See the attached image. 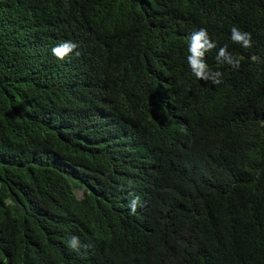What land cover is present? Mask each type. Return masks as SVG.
<instances>
[{
	"label": "trees",
	"instance_id": "trees-1",
	"mask_svg": "<svg viewBox=\"0 0 264 264\" xmlns=\"http://www.w3.org/2000/svg\"><path fill=\"white\" fill-rule=\"evenodd\" d=\"M0 264H264V0H0Z\"/></svg>",
	"mask_w": 264,
	"mask_h": 264
},
{
	"label": "clouds",
	"instance_id": "clouds-1",
	"mask_svg": "<svg viewBox=\"0 0 264 264\" xmlns=\"http://www.w3.org/2000/svg\"><path fill=\"white\" fill-rule=\"evenodd\" d=\"M232 39L236 42H242L243 46L245 48L251 47V37L249 34L244 33L241 34L236 28L232 29ZM195 44L191 48V51L193 52V57L190 58L191 65L194 68L195 75L198 78L203 79H209L210 77L205 73V65L201 63L197 57H200L203 55V53L200 51V49H203L207 46V48H212L213 45L208 43V40L206 39V32L204 30H201L199 33H197L194 37ZM77 47L75 44L66 43L63 46H59L57 48L53 49L54 55H56L58 58L63 59L67 53H69L73 48ZM221 56H225V51L221 50L220 52ZM228 59L229 63H232V60L230 57H226ZM255 59V58H254ZM235 67L239 66V62L237 61L234 64ZM217 76L219 73L216 74ZM215 83H219V80H214ZM84 193V192H83ZM135 211V206L133 205V212ZM76 241L75 238L72 241V246L75 247Z\"/></svg>",
	"mask_w": 264,
	"mask_h": 264
},
{
	"label": "rangeland",
	"instance_id": "rangeland-1",
	"mask_svg": "<svg viewBox=\"0 0 264 264\" xmlns=\"http://www.w3.org/2000/svg\"><path fill=\"white\" fill-rule=\"evenodd\" d=\"M79 185V184H78ZM76 190V195H77V197H79V198H81V197H83V192H84V188H79V187H77V189H75Z\"/></svg>",
	"mask_w": 264,
	"mask_h": 264
}]
</instances>
